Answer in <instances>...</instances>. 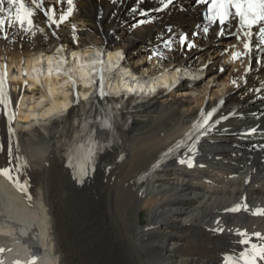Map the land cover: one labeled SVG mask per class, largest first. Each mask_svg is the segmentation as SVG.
Listing matches in <instances>:
<instances>
[{
	"label": "bare ground",
	"instance_id": "1",
	"mask_svg": "<svg viewBox=\"0 0 264 264\" xmlns=\"http://www.w3.org/2000/svg\"><path fill=\"white\" fill-rule=\"evenodd\" d=\"M101 5L108 14L116 11V3L107 0H74L73 15L59 22L69 5L55 4L61 40L45 28L39 10L31 32L17 28L8 30V39L0 35V64L11 71L40 50L57 55L62 45L67 50L93 51L104 44L106 28L118 29L107 46L119 53L116 62L123 83L154 82L118 95L130 123L122 125L111 147L96 156L95 171L90 166L83 183L67 166L69 155H78L79 144L86 146L75 107L69 114L60 106L41 114L45 106L38 101L30 107L39 114L24 115L30 99L46 95L36 85L26 87V79L4 84L11 107L18 109L22 102L15 120L1 105L0 168L9 167L13 177L19 174L28 182V191L20 192L24 205L35 213L34 220L23 225L11 221L5 225L0 215V232L11 235L0 237L5 247L17 255L26 243L43 251L45 264H223L226 254L238 258L253 243L264 245V239L254 235L260 232L264 237V216L252 214L264 208V44L258 41L249 55L237 39L218 37L212 31L208 37H195L189 31L198 21L193 7L174 8L143 25L126 11L121 15V22L127 19L124 24L109 15L99 28L95 15ZM181 34L194 40L196 47L180 45ZM169 40L171 50L165 46ZM233 53L241 55L233 59ZM220 67L228 71L221 74ZM53 70L58 69L53 66L49 71ZM164 70L173 79L193 77L171 89L159 88ZM34 73L47 81L39 66ZM234 79L239 87L231 83ZM212 107H218L213 120L228 118L201 136L195 166L178 163L184 149L164 157L170 147L190 143L187 137L197 135L193 125L200 121L201 110L206 113ZM252 127L258 131L244 135ZM10 142L12 157L7 151ZM158 161L160 167H154ZM12 185L16 184L0 175V204L23 216V206L14 197L20 194L11 190ZM245 203L247 210L225 211ZM144 209L148 221L135 231L131 218L137 214V222L142 221ZM218 220L223 232L213 231ZM4 226L10 229H1ZM241 239L251 244L241 245ZM105 249L106 258L102 257ZM91 252L101 256L93 258Z\"/></svg>",
	"mask_w": 264,
	"mask_h": 264
},
{
	"label": "snow or ice",
	"instance_id": "2",
	"mask_svg": "<svg viewBox=\"0 0 264 264\" xmlns=\"http://www.w3.org/2000/svg\"><path fill=\"white\" fill-rule=\"evenodd\" d=\"M64 0H57V3H63ZM67 4L69 5V8L67 10V13H61L59 16V22H63L67 19L69 15L72 13V4L73 0H66ZM115 3L116 0H113ZM140 3H143L144 0H139ZM162 3H164V7L166 8L169 4L173 2V0H166V3L164 0H161ZM201 2H206V0H201ZM224 7V11L219 14L220 23L224 24L226 17L228 16L227 8L234 7L236 9V15L240 18V24L242 27H247L251 29L253 24L259 23L261 21H264V0H212L213 7H217V5ZM31 5V6H30ZM34 6V7H33ZM44 0H0V35L3 36L4 39H8L9 29H19L21 32H31L32 27L34 26V17L36 15L37 10H43L44 9ZM133 13L139 12L140 15L147 17L148 13L145 11H142L138 8L132 9ZM43 15L47 17L52 24H58L56 17V8L51 7L48 8L46 11L43 12ZM147 19L140 20L138 23L143 25L145 23H148ZM223 29L221 30V34H223ZM204 32L207 33L208 29L204 28ZM260 33V44H264V27H261L259 29ZM245 36L251 37V32H245ZM186 37H180V45H185ZM171 41H166L165 46L171 50ZM188 49L195 48L196 45L194 43H188L186 45ZM245 49L248 50L249 53L252 52V44L251 42H246L244 44ZM161 58H164L163 53H158ZM233 59L238 58L241 53H233ZM259 63V61H258ZM217 71L221 74L226 73L228 69L225 67H220L217 69ZM247 71H251V68H249ZM4 76H6V73L3 76H0V103L8 104L11 103L10 99L6 98V94L3 92L5 80ZM103 75H101L100 82L98 84L99 88V98L101 100H105L108 96V94L104 91L103 88ZM246 82V81H245ZM26 83V82H25ZM233 85H237V81L234 79L231 81ZM239 87V85H237ZM258 91V90H257ZM93 95H97V93H93ZM85 99H89L88 97H85ZM73 101L75 104L79 105V92L73 93ZM115 107L117 109L120 108L119 102H114ZM224 101L221 100L220 104H223ZM218 109L216 107H212L211 111L204 112L201 110V119L198 121L195 125H193V128L198 133L197 135L189 134L187 139L190 141V143H178L175 148H169L165 153H163L164 157H170L174 153L178 152L181 149H184L183 155L178 159V163L180 165H187V167L191 168L193 167V160L194 156L197 152V145L199 143V140L201 136L208 135L212 132L216 124H219L221 120L227 119V116H221L219 119L213 120V117L216 115ZM11 119V117H10ZM102 127L104 128H111L112 125L105 120ZM11 131V129H9ZM95 130H93L94 132ZM258 131L257 127H252L248 130L247 133H244V135H251ZM105 147H111V144L106 145ZM104 149L101 148L100 151H103ZM0 151H3V146H0ZM8 156L12 157V145L11 142L8 146ZM76 152L78 153L75 158L72 155H69L68 158V167L72 168L75 175L74 178L78 180V182L83 183L84 178L88 176L89 173V166L91 164V171H95V158L97 156V148L94 141L91 139L88 141V146L86 147L85 144L81 143L79 144L78 148L76 149ZM75 159L76 162H73ZM120 159H123V156L120 157ZM154 167H160L159 161L154 165ZM12 169L9 167L0 168V175H4L9 180L13 181L19 190L27 192L30 185L27 181H22L20 178V175L17 174L15 177L12 175ZM29 198H31L29 196ZM247 210L248 205L245 203L243 205L237 204L236 206L226 209V212L229 213H235L239 212L241 209ZM253 215H262L264 216V209H256L252 213ZM218 227L216 229H213V231L217 232H223L224 229L220 227V221L217 222ZM240 236H246V233H239ZM254 235L257 238L264 239V237L261 236L260 232L254 233ZM239 244L241 245H248L249 239H241L239 240ZM4 249L0 248V252H3ZM264 261V245H257L253 243L251 245V250L245 249L244 251H241L239 253V257H235L233 255L226 254L224 256V262L223 264H240V261H243V264H257V260ZM35 257L33 258L32 264H34ZM0 264H2V261H0ZM18 264V262H17Z\"/></svg>",
	"mask_w": 264,
	"mask_h": 264
},
{
	"label": "rangeland",
	"instance_id": "3",
	"mask_svg": "<svg viewBox=\"0 0 264 264\" xmlns=\"http://www.w3.org/2000/svg\"><path fill=\"white\" fill-rule=\"evenodd\" d=\"M143 211H146V212H144V215H143V217H142V221L140 220V222L138 221L137 222V214H134L133 216H132V218H131V220H132V225L134 226V230L135 231H139V229H141V228H144V224H146V222L148 221L147 220V216H148V213H147V210L146 209H144ZM140 219H141V217H140ZM145 222V223H144ZM144 225V226H143ZM105 231H106V233H108V234H112V229H110V228H108V227H105ZM90 244H92L93 246H96L93 242H91V241H88ZM100 251V250H99ZM91 255L93 256V258H96V257H98V256H101V252L100 253H94V252H91ZM107 256H109V251L107 250V249H105V250H103V254H102V257H104V258H106ZM102 257H100V258H102Z\"/></svg>",
	"mask_w": 264,
	"mask_h": 264
}]
</instances>
